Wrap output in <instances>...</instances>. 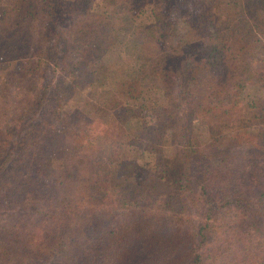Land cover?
Segmentation results:
<instances>
[{
    "label": "trees",
    "instance_id": "16d2710c",
    "mask_svg": "<svg viewBox=\"0 0 264 264\" xmlns=\"http://www.w3.org/2000/svg\"><path fill=\"white\" fill-rule=\"evenodd\" d=\"M55 253L264 264V0H0V264Z\"/></svg>",
    "mask_w": 264,
    "mask_h": 264
},
{
    "label": "rangeland",
    "instance_id": "374dc122",
    "mask_svg": "<svg viewBox=\"0 0 264 264\" xmlns=\"http://www.w3.org/2000/svg\"><path fill=\"white\" fill-rule=\"evenodd\" d=\"M80 8L83 7L80 6ZM112 12L114 14H119L123 16L125 9L120 3L118 4V2H115ZM118 32L119 33L117 36V42L121 49L122 56L125 57L126 55H128V53H133L137 49V44L139 43L140 37L133 33L132 24L129 17H127L126 20L125 18L123 19L122 24L120 26V30ZM198 102L203 104H214V101L210 97L206 96L198 97ZM165 146V151L168 152L169 147L167 145ZM121 153L122 147L120 146V144L117 142H111L110 144H108V146H106V149L104 151V159L107 163L114 162ZM201 153L204 156L209 157L213 153V147L211 145H204L201 148ZM136 155L139 154L137 153ZM43 264H92V259L91 257H83L74 261H64L62 260L60 254L55 253L53 257H51L47 262Z\"/></svg>",
    "mask_w": 264,
    "mask_h": 264
}]
</instances>
